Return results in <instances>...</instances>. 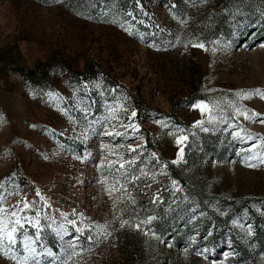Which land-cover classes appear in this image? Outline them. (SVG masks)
Here are the masks:
<instances>
[{
	"label": "rangeland",
	"instance_id": "374dc122",
	"mask_svg": "<svg viewBox=\"0 0 264 264\" xmlns=\"http://www.w3.org/2000/svg\"><path fill=\"white\" fill-rule=\"evenodd\" d=\"M257 89L264 0H0V264H264Z\"/></svg>",
	"mask_w": 264,
	"mask_h": 264
},
{
	"label": "snow or ice",
	"instance_id": "6c2138e0",
	"mask_svg": "<svg viewBox=\"0 0 264 264\" xmlns=\"http://www.w3.org/2000/svg\"><path fill=\"white\" fill-rule=\"evenodd\" d=\"M200 47H203V45H199ZM244 95H247L249 98L253 95H256V96H259L261 99H264V92H261L260 90H255L254 92H251V93H247V94H244ZM133 115H135V113H133ZM258 114L256 113H252L251 116H245L246 119H253L255 120L256 117H257ZM261 123H264V120H261L260 121ZM179 143V141H178ZM181 151H183V149H181ZM264 162V161H262ZM25 207H27V205H25ZM12 216H15L16 213L13 212L11 214ZM124 223H127L126 221ZM12 225L11 227H9V225ZM15 225H19L20 227H23V225L21 224L20 222V219H16L15 221H11L9 218H4L3 220H0V233H3V235H5L9 241L10 244H15L16 241L15 239L13 238V234L17 231V228L15 227ZM123 226V225H122ZM101 229H104L106 226L104 225H99L97 226ZM107 233H105L106 235ZM25 248L28 249L29 248V245L28 243H25ZM8 251H10V249H8L6 252H5V255L8 254ZM13 259H15V257L13 256L12 257ZM26 259V258H25Z\"/></svg>",
	"mask_w": 264,
	"mask_h": 264
},
{
	"label": "trees",
	"instance_id": "16d2710c",
	"mask_svg": "<svg viewBox=\"0 0 264 264\" xmlns=\"http://www.w3.org/2000/svg\"><path fill=\"white\" fill-rule=\"evenodd\" d=\"M140 109H141V105L138 106ZM166 163V167H167V170L169 171V173L171 174V179L173 180H179L180 183H183L185 182V176L182 174L183 171L182 169H180L178 166H176V164L170 160H166L165 161ZM182 179V180H180ZM184 179V180H183ZM235 211H232V214L234 213ZM230 217H231V213H227L223 219L224 223H229V220H230ZM221 219V218H220ZM263 243L260 242V246L262 245Z\"/></svg>",
	"mask_w": 264,
	"mask_h": 264
}]
</instances>
